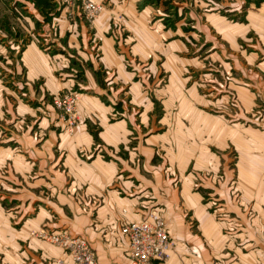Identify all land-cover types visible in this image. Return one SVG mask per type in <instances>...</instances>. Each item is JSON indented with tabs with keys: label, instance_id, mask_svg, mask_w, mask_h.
<instances>
[{
	"label": "crops",
	"instance_id": "crops-1",
	"mask_svg": "<svg viewBox=\"0 0 264 264\" xmlns=\"http://www.w3.org/2000/svg\"><path fill=\"white\" fill-rule=\"evenodd\" d=\"M122 2L123 0L109 1L115 12L123 8ZM132 2L130 0L129 5ZM241 12L236 9L232 15H242L245 22H233L228 17L219 15L208 19L216 31L227 36L228 49L237 50L226 66L237 68L243 79L240 85L231 82L228 85H233L232 90L245 112L256 106L259 108L258 123L261 124V115H264V48L260 44L264 45V3L252 2L246 12ZM34 16L38 19L40 17L36 13ZM128 17L134 21L125 24V32L133 31L135 37L130 34L132 42L126 39L121 51L114 36H106L111 26L109 15L105 14L98 21L97 35L102 38L100 59L111 71L109 75L112 78L111 84L106 87L101 85L95 73L99 62L95 60V52L92 56V51L90 55L81 49L76 33L69 35L68 46L77 52L74 56L82 58L85 64L89 63L85 68L86 80L84 84H80V88L92 89L96 94L80 93L78 107L82 122L75 137H69L65 131L56 133L49 122L40 126L42 131L51 136L46 141L47 144L41 147H36L38 140L33 135L21 134V148L13 153L16 165L14 171L10 170L9 176L10 179L13 178L14 201L4 195L10 205L13 202L12 208L7 209L0 203V264H72L67 250L31 236L32 229L44 227L50 231H68L72 235L85 237L96 251L97 264H129V243L121 231L122 226L145 217L153 207L161 210L168 228L170 227L169 232L176 240L196 247L195 251L180 248L164 264H229L225 261L232 258L234 253L229 252L228 245L223 246L226 236L222 231L225 223L217 221L210 208L207 211L201 205L200 196L193 191L191 185L196 174L193 168L203 170V165L207 163L208 166L218 164L208 145V152L205 150L206 141L214 138L219 140L223 150L230 144L237 149V192L241 193V203L236 209L240 212L241 220L252 206L254 217L242 218V228L236 230H239L236 235L237 240L241 241V247L237 250L236 261L231 264H255L261 260L259 247L248 252H244V249L247 246L245 243H254L261 230L264 233V156L261 154L264 152V130H252L253 141H248L240 133L223 126L220 118L213 119L202 114L197 108L206 103L203 95L193 89L184 95L180 83L176 81L177 74L172 68L176 64L171 44L165 45L162 38L158 39V33L150 30L145 13L133 11ZM33 18L30 17L31 22ZM54 24L60 37L73 31L65 19ZM84 31L83 28L82 33ZM165 53L169 60L161 67L169 68L172 75L165 86L168 94L166 97L162 96L165 99L161 101L159 121L151 119L148 115L150 109L146 108L140 114V122L135 121L134 113L128 112V109L121 113L123 117L115 119L114 115L122 109L118 107V102L123 91L136 106H144L147 102L146 92H142L141 85L144 79L140 80L139 74L129 71L125 57L138 62V73H141L143 67L140 64L151 60L155 78L159 57ZM53 58L56 60L53 61L51 54L43 52L35 41L29 44L21 58L29 80L46 79V86H49L47 91L51 95L64 86L68 89L78 87L80 82H74L70 75L64 82L58 81L56 73H59L61 66L66 65L65 58L61 55ZM90 64L95 66L91 67ZM113 72H116V77ZM179 81L184 84V81ZM160 90L165 94L163 88ZM19 111L23 113L25 108L19 106ZM206 124L208 125L205 126ZM56 129L58 130L57 127ZM144 130L147 132L142 136L140 131ZM159 130L163 131L153 132ZM135 131L137 140L133 136ZM199 131H202L200 135ZM204 136V141L200 140ZM213 143L208 144L214 145ZM247 147L259 151V154L252 158L246 156ZM155 148L163 149L168 158L166 162L172 169L177 167L178 176L173 170H170L172 174L167 175L162 166L152 165L151 152ZM8 150L0 147L2 161H5L6 154L12 156L9 153L11 150ZM82 150L85 153L86 150H91L92 153L85 158ZM123 150L128 151L127 156L122 153ZM198 152V162L191 163L190 156ZM190 165L192 169L186 174ZM222 174L224 178L228 176L225 171ZM213 178L216 177L213 175ZM218 184L217 193L229 200L230 190L226 183ZM3 188L6 187L3 185ZM182 211H190L194 216L200 236H194L186 229V224L182 222ZM11 217L14 219L11 220ZM175 224L180 227L178 231ZM245 226L248 227L247 230ZM251 226L253 229H249ZM256 227L259 230H255ZM58 260H62V263Z\"/></svg>",
	"mask_w": 264,
	"mask_h": 264
},
{
	"label": "rangeland",
	"instance_id": "rangeland-1",
	"mask_svg": "<svg viewBox=\"0 0 264 264\" xmlns=\"http://www.w3.org/2000/svg\"><path fill=\"white\" fill-rule=\"evenodd\" d=\"M84 1L0 0V147L1 149L11 150V152L8 151L12 155L6 154L5 161L1 160L2 156L0 155V203L7 209L12 208V201H14L12 199L13 178L10 179L9 176L10 170L14 171V165H16V159L13 153H17L21 148V134L28 133L33 135L38 140L35 143L36 147H41L45 143L47 144L51 137L47 135L46 131L44 132L41 129L44 123L49 122L56 133L60 134L65 131L69 137H75L77 128L82 122L79 107V117L73 125L72 130H70L59 112L56 111L54 98L58 94L67 91L77 93L79 100L80 93H86L88 95L96 94L92 89L87 90L82 86L80 88V84H84L83 82L86 80L85 68L89 63L85 64L82 58H76L74 56L77 52L68 46V39L71 33H76L79 39L78 41L81 43V49L86 50L90 55L92 51V56L93 52H95V60H99L98 65L96 64L95 73L101 81V85L106 87V85L109 86L111 84L110 79L112 78L109 75L111 71L106 68L100 59L102 57L100 49L102 38L97 35L98 21L105 14L109 15L111 24L106 36H114L116 45L120 47L118 49L121 51V46L125 43V40H131V35L135 37L133 31L132 33H127L124 29L125 24H130L129 22L131 20L134 21L128 17L129 14L133 11H136V13H145L150 30L157 32L159 35L158 39L161 40L162 38L165 45L170 43L172 46V55L175 59L174 64H176L172 68L176 71V81L180 83L178 84L182 87V93L185 95V93H189L193 89L198 94L203 95L206 103L199 105V108H197L202 114L205 113L209 118L213 119L220 118L223 126L240 133L248 141H253L252 130L257 132L258 130H264V126H262V124L264 125V115H261L262 123H258L259 108L256 106L251 111L245 112L239 100L236 98L234 90H232V84L240 85L243 79L242 74L238 72L237 68L231 69L229 66H226L228 65L227 62L232 59V55H235L237 50L228 49L229 42L227 36L219 32V30L216 31L208 19L214 18L210 16L219 15L226 16L233 22H245L242 15H232V12H236V9L242 11L241 13L246 12L252 2L258 4L260 2L264 3V0H133L131 5H129L130 0H123V8L118 12L112 9L113 4L109 3L110 0H93L103 6V9L95 16L86 14L87 12L83 7ZM128 6L129 9L127 8ZM34 13L40 16L39 19L34 16ZM31 16L34 17L33 22L30 21ZM60 19H65L73 29L65 37H60L54 29L56 27L54 23L59 22ZM210 20L212 21L214 19ZM117 22L122 25H119ZM118 26L122 28L119 29ZM83 28L85 30L84 33H82ZM125 28L127 29V26ZM33 41L38 44L43 52L51 54L53 61L56 60L53 58L55 55H61L65 58L66 65L61 66L59 73H56L59 82H64L70 75L74 82H80L78 83L79 86L75 89H68L64 86L57 93L51 95L47 91L49 86H46V79L37 78L33 81L29 80L27 70L23 66L21 58L26 47L33 43ZM260 45L264 48V45ZM165 48L169 47L165 46ZM159 58L158 72L156 77L153 78L154 69L151 67V60L146 64H140L143 67L141 68V73H138V66L136 65L138 62L125 57L129 71H134L139 74L140 80L144 79L141 81V85L142 92H146L147 102L144 106H136L131 102L130 96H125L123 91L121 93L122 97L119 98L118 102V107L122 109L114 115L115 119L123 117L121 113H124L128 109V112L132 111L134 113L135 121L140 122V114L142 112L144 113L146 108L150 109L148 115L151 119L154 118L155 122L159 121V112L162 111L161 101L165 99L162 96L165 95L166 97V94H168L165 86H167L172 75L169 68L161 67L167 59L169 60V56L167 57L165 53ZM90 66L93 67L95 65L90 64ZM113 73L114 77H116V72ZM179 80L184 81V84H181ZM228 82L232 84L229 86ZM162 88L165 94L160 90ZM19 106L25 108L23 113L18 112ZM170 108L173 109V107ZM260 113L263 112L260 111ZM94 130L96 131V128ZM161 131L163 130L153 132ZM140 132L144 136L147 131ZM201 133L202 131H199L198 135ZM205 135L207 134L205 133ZM133 136H135L136 140L138 139L136 131ZM204 138L205 136L200 140L204 141ZM211 142H214L213 144L215 146L208 144ZM207 145L209 146V151L214 153L213 156L218 161V164L215 165L212 163V166H208L207 163L203 165V170L193 168L196 171L194 174H196L191 185L193 191L200 196L201 205L206 207L207 211L210 208V212L215 215L217 221L225 223L224 229L222 228V233L226 236L223 246L228 245L229 252L234 253L233 257L225 262L231 264L236 261L237 250H240L241 247V241L237 240L236 235L240 228H242L241 220L244 217H246L245 219L254 218L251 212L252 206L249 208L247 215L241 217L240 220V212L236 209L241 203V193L237 192L236 164L239 158L237 149L230 144L223 150L220 147L219 140L215 138L206 141V152H208ZM201 149L202 147L199 150ZM154 150L156 153H154ZM82 151L84 154L83 157L85 158L89 153H92L91 150H86V153L84 150ZM122 153L126 155L128 151L123 150ZM245 154L252 158L253 155H258L259 151L247 147ZM261 154L264 156V152ZM199 155V152L197 154L193 153L190 156V158L192 157L191 163L198 162ZM203 157H206V155ZM200 159L204 160L203 158ZM166 160L168 158L163 153V149H153V152H151L152 165L157 164V167L162 166V170L167 171V175L172 174L170 170H173V173H177L178 176L177 167L172 169ZM224 165L225 167H223ZM214 167H217L216 170L212 169ZM191 169L190 165L188 171L185 173H189ZM224 171L228 174L225 178L224 174H222ZM213 175L216 178H213ZM191 177L193 178L192 175ZM219 182H225L226 187L230 190L229 200L223 199L217 193ZM3 185L11 190L3 188ZM4 195L12 199L11 205L4 199ZM224 204H226V207ZM153 208L158 210L155 207ZM158 212L161 213V210H158ZM161 214L163 215V213ZM182 214L184 219L182 222L186 224V229L189 233L194 236H200L196 219L192 216L191 212L182 211ZM13 219L14 217H11V220ZM178 224H181V222ZM245 224L248 225L247 222ZM35 229H32L31 236H34L33 230ZM175 229L178 231L180 227L175 224ZM237 229L239 230L236 232ZM245 229L247 230L248 227L245 226ZM249 229H253V227L251 226ZM256 229L259 230L257 227ZM170 236L173 241L170 256L180 248L187 251H195L196 247L193 244H188L185 241L180 242L171 234ZM245 240L253 239L245 238ZM263 240L264 233L261 230L260 234L256 235L254 243L253 241L249 242L250 245L245 243L247 246H245L244 252L259 247V255L262 258L255 264H264ZM165 262L154 264H164Z\"/></svg>",
	"mask_w": 264,
	"mask_h": 264
},
{
	"label": "built area",
	"instance_id": "built-area-1",
	"mask_svg": "<svg viewBox=\"0 0 264 264\" xmlns=\"http://www.w3.org/2000/svg\"><path fill=\"white\" fill-rule=\"evenodd\" d=\"M83 7L89 16H95L103 9L93 0H85ZM78 103L79 95L73 92H63L54 98V107L70 130L79 117ZM121 231L129 243V264L162 263L170 257L173 241L167 222L158 210L151 209L145 217L124 224ZM33 235L67 250L72 264H97L96 251L83 236L68 231H50L45 227L33 230ZM58 261L62 263V260Z\"/></svg>",
	"mask_w": 264,
	"mask_h": 264
}]
</instances>
